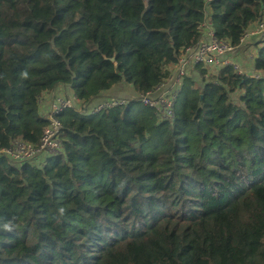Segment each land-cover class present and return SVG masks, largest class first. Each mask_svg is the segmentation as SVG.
Here are the masks:
<instances>
[{"label":"trees","instance_id":"1","mask_svg":"<svg viewBox=\"0 0 264 264\" xmlns=\"http://www.w3.org/2000/svg\"><path fill=\"white\" fill-rule=\"evenodd\" d=\"M205 18L237 49L264 0H0V151L39 145L59 87L136 98L55 116L59 157L0 159V264H264V47L253 77L196 66L207 86L187 78L170 122L139 104Z\"/></svg>","mask_w":264,"mask_h":264},{"label":"built area","instance_id":"2","mask_svg":"<svg viewBox=\"0 0 264 264\" xmlns=\"http://www.w3.org/2000/svg\"><path fill=\"white\" fill-rule=\"evenodd\" d=\"M211 1L208 0L209 3ZM200 28L202 34L200 42L184 54L174 68L175 70L171 71V76L158 89L140 100V105L154 110L162 121L170 122L174 119L175 107L179 102L184 82L190 78L196 66H205L208 69L216 70L233 66L240 76H244L245 72L240 71L237 64L233 62V54L254 38H257L259 43L264 41V21L247 31L237 49L228 43L217 41L212 25L206 18ZM64 89L55 90L52 94L46 95L51 97V107L49 106L46 111L42 109V113L43 100L40 103V117L48 123V127L44 131L39 145L33 146L24 141H15L9 149L0 151L1 160L5 159L13 165L36 166L43 158L59 157L64 154V146L61 139L62 127L55 116L72 110L80 117L89 119L95 118L105 111L129 107L133 103L131 98L114 99L108 96L105 100L104 95L101 100L87 105L73 95L62 94ZM44 111L45 113H43Z\"/></svg>","mask_w":264,"mask_h":264},{"label":"rangeland","instance_id":"3","mask_svg":"<svg viewBox=\"0 0 264 264\" xmlns=\"http://www.w3.org/2000/svg\"><path fill=\"white\" fill-rule=\"evenodd\" d=\"M263 47H264V45L262 46V44L257 42V39H254V40L250 41L247 45H245L242 48L241 51H243V53L241 55H238V56L235 55V62L237 63V65H239L238 68L242 72H246L247 71V73H245L246 76H248V77H253L254 76L253 70L252 71L249 70V65H252V63L258 57V54L260 53V50L263 49ZM242 60H244L245 62L242 63L241 62ZM173 69H174V67L171 68L170 71H173ZM203 69L205 70L204 73H207V77H206L207 83L210 82L209 81L210 78L208 77L209 75H216V74H218L217 72H219V70L208 69L205 66H203ZM192 73L193 74H191L190 78L192 80H195L198 83L199 87L206 88L207 83L206 82L203 83L201 81V79L194 74L195 70ZM170 76H171V73H170L169 77ZM60 88L63 89V87H60ZM124 91H125L126 94L123 97H118L117 93L114 92V93H110V95H105L104 99L107 100V97L109 96V97L114 98V99H130L131 98L133 101L136 100L135 94L133 93V91H132V89L130 87H125ZM62 94H69V96L70 95L74 96V94L72 93V91L70 89H64L62 91ZM181 99H182V97H180L179 101ZM231 100L232 101H237V96H234V97L232 96ZM87 105H89V104H87ZM49 106L51 107V97L47 96L42 101L41 113H42V109L46 111V109ZM134 110L136 111L135 113H137L140 110V106L135 107ZM45 111L43 113H45ZM69 113L75 114L74 111H72V110H68V111L62 112L61 114H69ZM91 119H93V118H89L87 120H91Z\"/></svg>","mask_w":264,"mask_h":264},{"label":"crops","instance_id":"4","mask_svg":"<svg viewBox=\"0 0 264 264\" xmlns=\"http://www.w3.org/2000/svg\"><path fill=\"white\" fill-rule=\"evenodd\" d=\"M254 39H257V38H254ZM254 39H252V40H254ZM252 40H250V41H252ZM250 41H249V42H250ZM257 41H258V39H257ZM249 42H248V43H249ZM248 43H247V44H248ZM247 44H246V45H247ZM241 50H242V49L236 51V52L233 54V62H234L235 64H237V63L235 62V55H236V56L241 55V54L243 53V51H241ZM239 51H240V52H239ZM241 62L244 63L245 61L242 60ZM253 65H254V62L252 63V65H249V70H251V71L254 70V66H253ZM237 66H239V65H237ZM174 70H175V69H173V71H174ZM245 73H247V71H246ZM245 73H244V74H245ZM56 90H57V91H60L61 88L59 87V88H57ZM118 95L121 96V94H118ZM46 97H47V96H46Z\"/></svg>","mask_w":264,"mask_h":264},{"label":"water","instance_id":"5","mask_svg":"<svg viewBox=\"0 0 264 264\" xmlns=\"http://www.w3.org/2000/svg\"><path fill=\"white\" fill-rule=\"evenodd\" d=\"M112 63H114V61H112Z\"/></svg>","mask_w":264,"mask_h":264}]
</instances>
